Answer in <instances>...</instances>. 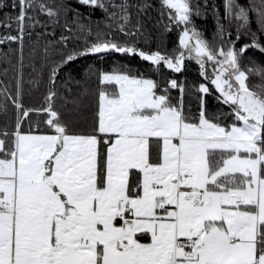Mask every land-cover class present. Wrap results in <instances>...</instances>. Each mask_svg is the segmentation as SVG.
Masks as SVG:
<instances>
[{
  "label": "snow or ice",
  "instance_id": "obj_1",
  "mask_svg": "<svg viewBox=\"0 0 264 264\" xmlns=\"http://www.w3.org/2000/svg\"><path fill=\"white\" fill-rule=\"evenodd\" d=\"M77 2L101 9L104 25L93 30L79 13L69 20L66 0H0V13L9 9L0 27L16 32L0 43L19 42L22 55L35 34L40 61L27 81L17 66L14 94L0 84V264H264V66L242 61L248 49L264 53V0H223V17L209 0H159L158 23L179 29L170 52L137 46L146 0ZM209 10L211 42L193 19ZM242 37L250 42L237 47ZM107 54L138 56L160 79L126 64L88 65L80 79L69 72L57 84L78 58ZM186 60L202 82L164 77L161 69L182 73ZM93 77V122L78 131L87 90L69 100L60 88ZM25 83L44 84L39 107L24 105Z\"/></svg>",
  "mask_w": 264,
  "mask_h": 264
},
{
  "label": "trees",
  "instance_id": "obj_2",
  "mask_svg": "<svg viewBox=\"0 0 264 264\" xmlns=\"http://www.w3.org/2000/svg\"><path fill=\"white\" fill-rule=\"evenodd\" d=\"M6 3H9L10 0H5ZM59 2V0H58ZM68 5L73 9V12H70L68 15V19L71 20L73 13H79L81 19L87 23L91 22L93 30L97 24L101 26L104 25V12L99 8H92L89 6L82 5L77 2V0H66ZM131 3H137V0H130ZM147 3L151 4L152 7L146 12H142L139 15V20L142 23L141 32L142 35L136 37L137 46L139 48H143L145 50H156L160 48L162 51H172L174 47H176L178 43V32L179 29L174 26L169 31H165L162 24L158 23L160 19V6L159 0H146ZM197 2V0H194ZM209 3H215L217 6L218 13L221 17H223V0H209ZM239 3L247 6L248 0H239ZM132 15V23L135 24L137 20L136 9L130 10ZM9 9L4 8L2 13H0V21L3 20V15L8 14ZM41 20H44L45 17L41 16ZM194 24L197 26L198 30L203 33V36L206 40L212 41L213 37L216 34V21L212 12L209 10L206 14L200 17H194ZM165 23L167 22L165 18ZM225 23H227L225 21ZM251 31L257 32V24L255 22V15L250 13V25ZM233 39H235V25L232 27ZM45 29L41 27H36L34 29L35 32H43ZM47 31L51 32L53 29L51 26L47 29ZM15 26H13L12 30H7L5 28L0 27V38L6 35H15ZM56 36H59L60 29H55ZM259 35V33H258ZM51 37H48L50 39ZM120 39H124L123 36ZM250 42L248 37H242L241 40L237 43V47H240L244 43ZM260 42L264 44V35L260 36ZM44 41L41 40L38 42L39 46L37 48V52L39 53L40 49L43 46ZM82 43V42H81ZM37 46L36 36L33 34L31 38L25 37L24 44L22 48L21 55V45L19 42H7L0 43V84L7 85L9 88V92H15V75L16 68L20 63H23V75L24 80L27 81L31 78L32 74V65L35 63L37 67H39L40 61L38 55L32 54V48ZM69 47H73L72 44ZM254 61L257 64L264 66V53L260 52L258 49L251 48L246 51V54L242 57L243 64H248L249 61ZM114 64H126L131 66L133 69H138L140 72H143L146 76H149L153 79H160L158 73L151 70V65L148 62L142 61L138 56L125 55L121 56L118 54H107L103 57L99 56H84L78 58L74 63L63 68L58 76L57 84L61 85L63 81L66 79V74L71 72L76 79H80L83 70L88 67V65H94L97 68H102L104 70H110ZM6 70V71H5ZM164 73V77L167 79H177V80H188L189 82L196 81L202 82L199 76V69L197 64L192 60L185 61V67L182 70V73H173L170 70L161 69ZM47 69L43 71L42 78L44 81L47 79ZM67 88H71V93L67 91ZM67 88L61 87V94L67 99L71 100L78 93H83L87 90V95L84 97L83 103L85 110L83 112L82 118L78 121V131L87 132L93 122V114L96 110L97 104V85L95 83V78L88 80L82 86L78 87L74 84H69ZM172 96L175 97L178 95L176 91H173ZM44 95H46V88L42 83L39 89H35L30 87L27 83L23 86V103L26 107H39L43 103ZM208 108L210 111H215L218 107L217 102L214 96H209L207 98ZM57 106L63 104V101L58 99ZM186 104H188L193 113L197 111V103L195 97L186 96ZM71 107V105H69ZM224 110L228 111L227 106H224ZM14 110L11 109L10 106V115H13ZM37 117L35 114L32 115V119L35 120ZM5 116L0 115V126L3 125ZM25 129H27V123L24 124ZM141 239L146 240L147 236H141Z\"/></svg>",
  "mask_w": 264,
  "mask_h": 264
},
{
  "label": "crops",
  "instance_id": "obj_3",
  "mask_svg": "<svg viewBox=\"0 0 264 264\" xmlns=\"http://www.w3.org/2000/svg\"><path fill=\"white\" fill-rule=\"evenodd\" d=\"M148 240H149V237H147L146 240L141 239V242H148Z\"/></svg>",
  "mask_w": 264,
  "mask_h": 264
},
{
  "label": "rangeland",
  "instance_id": "obj_4",
  "mask_svg": "<svg viewBox=\"0 0 264 264\" xmlns=\"http://www.w3.org/2000/svg\"><path fill=\"white\" fill-rule=\"evenodd\" d=\"M209 72H211V69H209Z\"/></svg>",
  "mask_w": 264,
  "mask_h": 264
}]
</instances>
